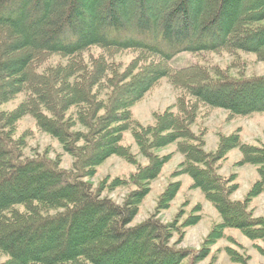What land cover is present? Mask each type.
<instances>
[{"label":"trees","instance_id":"16d2710c","mask_svg":"<svg viewBox=\"0 0 264 264\" xmlns=\"http://www.w3.org/2000/svg\"><path fill=\"white\" fill-rule=\"evenodd\" d=\"M158 1L0 0V106L23 97L13 111H0L2 264H183L187 258L193 264L204 257L176 248L180 240L171 244L182 226L158 218L179 192V181L167 183L154 213L131 226L173 155L155 151L169 145L183 157L170 177L188 176L189 189L199 190L221 219L209 244L227 228L264 239V220L248 210L264 194V146L242 143L237 130L219 134L215 150L207 152L204 130L191 128L204 108L232 118L264 114V77L168 65L181 53L218 51L253 53L264 62V0ZM91 49L99 54L86 59ZM124 52L136 58L123 67L113 60ZM53 57L59 61L46 64ZM162 78L180 95L153 115L151 125H140L131 108ZM25 116L71 157L69 169L61 167L60 156L24 154L26 142L14 134ZM125 132L147 164L121 144ZM234 149L241 155L236 166L257 167L258 178L242 201L231 200L235 174H219ZM112 156L135 166L127 179L115 180L134 187L121 205L88 181Z\"/></svg>","mask_w":264,"mask_h":264},{"label":"rangeland","instance_id":"374dc122","mask_svg":"<svg viewBox=\"0 0 264 264\" xmlns=\"http://www.w3.org/2000/svg\"><path fill=\"white\" fill-rule=\"evenodd\" d=\"M30 2H34V0H30ZM157 2L159 1L157 0ZM131 10V14L134 15L136 9ZM157 13L162 12L157 11ZM98 54V50L91 49L84 53V57L89 59L90 56L95 57ZM133 58H136L135 54L124 52L114 57L113 61L124 67L130 64ZM58 61L57 57H53L46 64L54 65ZM168 65L173 70L196 65L204 68L227 69L232 76L242 74L246 78L264 77V62L259 61L253 53L241 51L232 53L218 51L217 53L201 55L181 53L174 57ZM179 95L180 92L169 83L168 78L160 79L154 88L146 92L142 99L132 106L133 120L143 126L151 125L153 115L162 113L168 107L174 105ZM22 99V95H18L15 99L1 105L0 111H13ZM191 128L194 133H197L199 129L204 130V150L207 152L215 150L219 134L227 136L237 130L242 143L256 147L264 146V114L232 118L229 113L221 109L204 108L199 111L196 123ZM22 136L27 145L24 151L26 156L32 157L34 154L43 155L44 153L52 159L60 156L61 167L63 169L70 168L71 157L63 153L57 141L41 132L30 116L22 117L16 123L14 137L19 138ZM121 144L131 148V153L136 155L137 163L140 165L147 164L146 159L138 155L137 147L129 132L124 133ZM155 153L159 156L173 155L163 166L158 178L151 183L150 192L139 205L138 213L131 226L143 222L154 213L156 201L167 183L179 181L181 184L179 192L172 200L170 207L158 215L163 223H171L175 220L178 225L182 226L179 233L173 236L171 244H175L180 240L176 248L205 254L204 257L194 261L193 264H264V239L251 240L239 230L227 228L222 231L221 238L212 244L206 241L211 229L221 222L220 217L212 205L205 201L199 190L189 189L191 180L188 176L170 177L183 159L180 154L175 153V145L156 150ZM240 158L241 155L237 149L231 150L219 171V174L224 177L232 174L236 176L235 183L238 184V189L231 196L233 201H242L250 186L258 178L256 166L243 165L238 167L235 165ZM134 171V165L112 156L97 168L95 176L88 179V181L92 183L94 188H104L102 197H107L114 203L121 205L128 193L134 190V187L115 184V180H125ZM196 205L201 206L200 211L193 210ZM248 210L254 218L264 220V194L254 198L250 202ZM197 216L199 219L189 225V222L195 220ZM185 223L189 224L184 226ZM5 260L6 258L0 255V264ZM183 264H191L190 259H185Z\"/></svg>","mask_w":264,"mask_h":264}]
</instances>
